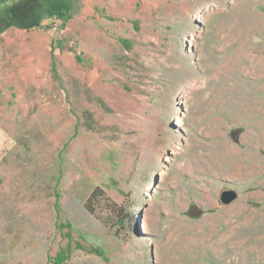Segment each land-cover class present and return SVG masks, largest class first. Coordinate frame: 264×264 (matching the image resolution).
I'll use <instances>...</instances> for the list:
<instances>
[{
  "label": "rangeland",
  "instance_id": "rangeland-1",
  "mask_svg": "<svg viewBox=\"0 0 264 264\" xmlns=\"http://www.w3.org/2000/svg\"><path fill=\"white\" fill-rule=\"evenodd\" d=\"M0 20V264H264V0Z\"/></svg>",
  "mask_w": 264,
  "mask_h": 264
},
{
  "label": "trees",
  "instance_id": "trees-1",
  "mask_svg": "<svg viewBox=\"0 0 264 264\" xmlns=\"http://www.w3.org/2000/svg\"><path fill=\"white\" fill-rule=\"evenodd\" d=\"M8 0H0V3H4V2H7ZM13 12H9L8 13V16L6 17L7 19H11V15L13 17ZM7 25L6 26H9L11 25V22H6ZM0 24H1V20H0ZM105 196V192L104 190L99 187V186H96L91 192L90 194L88 195V197L86 198V201H85V207L86 209H88V211H90L91 213L95 214V211H96V206L100 203V201L102 199H106V200H109L108 197H104ZM110 201V200H109ZM110 209L111 211H114L113 210L114 208L112 207H116L117 204L115 202H112L110 201ZM124 219H120V223H123ZM66 258V255L63 253V252H60L57 256H56V259H57V263H61L63 261V259Z\"/></svg>",
  "mask_w": 264,
  "mask_h": 264
},
{
  "label": "water",
  "instance_id": "water-1",
  "mask_svg": "<svg viewBox=\"0 0 264 264\" xmlns=\"http://www.w3.org/2000/svg\"><path fill=\"white\" fill-rule=\"evenodd\" d=\"M237 197V191L233 188L223 189L220 193V201L223 204H229Z\"/></svg>",
  "mask_w": 264,
  "mask_h": 264
}]
</instances>
